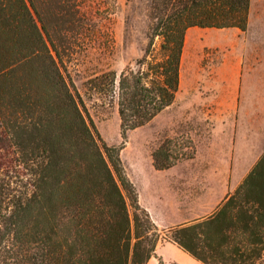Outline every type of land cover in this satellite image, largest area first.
<instances>
[{"label":"trees","instance_id":"16d2710c","mask_svg":"<svg viewBox=\"0 0 264 264\" xmlns=\"http://www.w3.org/2000/svg\"><path fill=\"white\" fill-rule=\"evenodd\" d=\"M249 3L140 2L142 56L87 80L122 138L173 104L186 31L244 32ZM80 18L62 0H0V264H146L161 239L200 264H264V152L213 213L160 231L68 78L63 33ZM194 155L190 139L165 138L150 156L165 171Z\"/></svg>","mask_w":264,"mask_h":264},{"label":"rangeland","instance_id":"374dc122","mask_svg":"<svg viewBox=\"0 0 264 264\" xmlns=\"http://www.w3.org/2000/svg\"><path fill=\"white\" fill-rule=\"evenodd\" d=\"M59 1L46 0V4ZM62 1L69 8L77 4L81 13L79 21L63 33L69 46L61 54L68 78L82 97L100 138L109 146L120 147L123 168L138 193L141 207L148 209L160 231L213 213L211 209L205 213L208 208L213 209V198L219 204L252 167H238L239 177L235 176L233 181L229 177L237 167H233L232 139L227 134L234 129L249 133L256 128L247 126L241 114L237 117L233 112L217 110L221 102L229 101L231 94L229 88L217 81L229 71L225 65L220 68L226 49L213 48V37L221 35L226 39L239 33L231 29H194L184 45L179 89L173 104L122 138L116 106L103 104L98 95L87 92V80L107 71L118 74L142 56L147 42V20L140 9L142 0ZM254 2L258 11V1ZM252 25L251 22V29ZM233 89L235 96L237 87ZM165 138L190 139L195 148L193 159L155 171L151 151ZM213 176L219 177L217 183ZM150 261L188 264L191 259L174 244L161 239Z\"/></svg>","mask_w":264,"mask_h":264},{"label":"crops","instance_id":"0c3cea01","mask_svg":"<svg viewBox=\"0 0 264 264\" xmlns=\"http://www.w3.org/2000/svg\"><path fill=\"white\" fill-rule=\"evenodd\" d=\"M254 1L250 0L249 3L247 28L244 32L231 29L239 34L234 32L231 37L226 39H223L221 35L213 37V48L225 47L226 49L225 62L221 63L220 68L225 65L226 70L229 71V74L227 73L224 78L218 77L217 81L229 88L231 94L229 101L221 102V108L217 110L225 113L233 112L237 117L241 114L247 126L256 128L254 131L250 130L249 133L234 129L231 134H227V137L231 135L232 139L233 167H237L230 171L229 177L232 181L235 176L239 177L238 167L253 166L264 152V0H257L258 11L255 10ZM251 22L253 29H251ZM194 29L196 28L186 31L184 45L188 36L195 32ZM234 86L237 87L235 96ZM253 87L257 88L256 92L250 89ZM220 177L222 178L223 175ZM218 178V176H213L216 183ZM218 202L217 198H213V209L208 208L205 213H208L210 209L214 211ZM145 209L148 211L146 207ZM190 259L192 263L200 264L191 257ZM150 260L146 264H155ZM191 261H187V263L191 264Z\"/></svg>","mask_w":264,"mask_h":264}]
</instances>
